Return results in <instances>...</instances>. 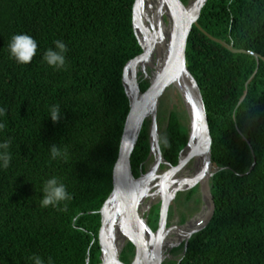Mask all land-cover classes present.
Returning a JSON list of instances; mask_svg holds the SVG:
<instances>
[{
  "label": "trees",
  "instance_id": "trees-1",
  "mask_svg": "<svg viewBox=\"0 0 264 264\" xmlns=\"http://www.w3.org/2000/svg\"><path fill=\"white\" fill-rule=\"evenodd\" d=\"M135 1L0 0V143L9 142L11 157L0 167V264H35L36 257L42 264H101V209L114 187L130 111L124 70L143 53L133 24ZM199 23L264 57V0H208ZM22 33L38 44L26 64L8 47ZM57 40L67 46L61 68L44 60ZM187 64L208 112L216 209L186 253L163 264H264V59L234 53L194 25ZM148 87L141 80V89ZM53 106L60 110L57 121ZM150 123L132 155L136 177L151 152ZM188 140L189 127L171 110L160 131L165 161L176 166ZM52 178L70 198L45 207L44 187ZM198 191L195 186L188 195ZM157 208L154 230L161 204ZM126 246L130 251L125 247L120 259L130 264L135 245Z\"/></svg>",
  "mask_w": 264,
  "mask_h": 264
},
{
  "label": "water",
  "instance_id": "water-1",
  "mask_svg": "<svg viewBox=\"0 0 264 264\" xmlns=\"http://www.w3.org/2000/svg\"><path fill=\"white\" fill-rule=\"evenodd\" d=\"M147 1L149 0H136L134 4L133 24L136 35L143 47V53L130 60L124 70L123 82L130 99V111L121 139L114 187L101 209V264H126L121 261V254L118 256L112 255L109 248V238L120 214L123 215V226H126L127 223L128 227L125 233L126 239L135 245V256L130 264H163L165 260L172 259L169 253L165 256L162 255L160 242L164 231L171 227L168 225L169 208L171 200L176 197L179 191L198 185L205 202V208L208 207V215L204 223L189 232L181 240L185 243L183 254L186 253L193 234L207 227L215 214L216 205L212 194L211 180L215 173L218 172V168H214L212 160V135L209 117L201 87L187 64V44L193 26L196 25L211 39L221 43L234 53L253 55L257 57L258 62L261 58L264 59L261 54L255 51L236 48L232 43L213 36L200 25L199 16L208 0H189L187 4H184L182 0H161L162 7H166L167 10L165 21L172 26L169 59L156 76H152V73L149 74L144 65L140 70H137L136 65L152 56L158 42L165 43L163 37L158 39L150 36L142 22L139 10ZM150 68L152 69V67ZM129 70L132 72L130 79L128 77ZM143 75L149 79L150 83L145 91L141 89V78ZM170 88L178 90L190 120L189 140L181 151L179 163L176 166L165 161L163 157L160 145V130L158 128L160 100ZM246 94L241 102L246 97ZM148 119L151 120V152L147 161L153 155L156 156V160L149 171L143 172L140 177H136L132 169L131 159L145 122ZM198 136H200L199 141L196 140L195 142V137ZM194 158H200L203 162L202 169L198 172L197 177L190 180H182L173 189L169 190V184L167 183L168 181L170 182V178ZM162 162L168 164L169 169L158 174ZM142 179H145L147 184L155 182L154 187L157 188L155 195L161 196L160 220L157 230H153L150 227L147 221L148 217L144 218L140 209L141 202L148 196L145 189H140L139 181ZM175 181L174 179L172 180L173 183ZM144 232L153 236L154 241L150 251L143 235ZM168 252H170V249ZM107 254L109 255L108 261L105 259ZM150 256L153 258V262H150ZM89 261L90 259H88V264Z\"/></svg>",
  "mask_w": 264,
  "mask_h": 264
},
{
  "label": "bare ground",
  "instance_id": "bare-ground-1",
  "mask_svg": "<svg viewBox=\"0 0 264 264\" xmlns=\"http://www.w3.org/2000/svg\"><path fill=\"white\" fill-rule=\"evenodd\" d=\"M167 10L166 7L163 8L161 4V0H149L146 3H144L139 10L142 22L148 32L150 33V36H153L155 38L160 39L161 37L164 38L165 43H157L155 47V51L152 54V56L146 60H143L139 62V65H144L146 69L148 70L149 67H152V76H156L165 64L167 63L170 52H171V32H172V26L165 21V14ZM143 36V35H142ZM144 39V38H143ZM145 41V40H144ZM137 64V65H138ZM136 65V66H137ZM132 76V72L129 70L128 77L129 79ZM199 137H195L196 140L199 141ZM193 161V167H189V163ZM202 159L194 158L191 159L176 175L170 178V182L168 181L167 184H169V190L173 189L178 183L182 180H190L197 177L198 172L202 169ZM176 180L175 183L172 182V180ZM155 182L146 183L145 179H142L139 181L140 189L144 190L146 195H154L155 191H153ZM147 208V203L144 201L141 202L140 209L141 212H143ZM208 215V207H206L200 214L195 216L193 219H191L187 224L182 226H173L168 228L164 231L161 237L160 242V249L162 255H166L169 249H171L173 246L178 244L189 232L192 230L200 227L204 221L206 220V217ZM122 217L123 215L120 214L117 218L116 223L113 226V230L111 233V236L109 238V248L112 255H119L121 252V247L126 239V230L128 229L127 223L126 226H123L122 223ZM145 241L147 245L149 246V251L151 250V246L153 244V236H151L148 233H143ZM105 259L109 260V255H105ZM150 262H153V258L149 257Z\"/></svg>",
  "mask_w": 264,
  "mask_h": 264
},
{
  "label": "rangeland",
  "instance_id": "rangeland-1",
  "mask_svg": "<svg viewBox=\"0 0 264 264\" xmlns=\"http://www.w3.org/2000/svg\"><path fill=\"white\" fill-rule=\"evenodd\" d=\"M167 20V18H166ZM148 72L149 74L152 73V69L149 67L148 68ZM142 73V72H140ZM141 80L143 81H149V79L147 77H145L143 75V77L141 78ZM171 110H175L177 112L180 113V115H182V122L187 125V127H189L190 125V120L188 117V113L185 107V104L183 102V99L181 97V95L179 94L177 89L174 88H170L168 91H166V93L162 96L161 100H160V104H159V108H158V128L161 131L163 128H165V126L167 125V120H168V116ZM162 111V113H161ZM161 113V115H160ZM150 120V119H148ZM151 127V123L149 125V130ZM156 160V156L153 155L149 161L146 162L145 164V171L147 172L149 171L153 164L155 163ZM193 161H191L189 163V167H193ZM169 169L168 164H166L165 162H162L160 165V169L158 171V174H161L162 172H166ZM198 186V185H197ZM194 188V187H192ZM192 188H187L184 189L182 191H179L176 195V197L174 199L171 200V204H170V208H169V216H168V225L169 227H173V226H182L186 223H188L191 219H193L195 216H197L198 214H200L203 209L205 208V202L203 200L202 194L200 192V190L193 194L192 196L188 195V191L191 190ZM156 187L153 188V191H156ZM179 193H182V196L178 199V195ZM178 199V200H177ZM145 202L147 203V208L142 212L143 217L146 218L148 217V223L150 220V227L154 230V226H155V219L157 216V213L159 211V209L157 208V210H152L153 207H156L158 204H161V196L159 195H148L145 199ZM161 211V209H160ZM171 211V212H170ZM172 213V214H171ZM159 224V222H158ZM124 246L121 249L120 254H122L123 250L127 249V253L130 251V248H127V244H128V240L126 239V241L124 242ZM183 241L178 242V244H176L175 246H173L170 249L169 255L171 256V258H179L183 255L184 252V247L182 248L183 245ZM174 251V252H173ZM128 255V254H127ZM134 259V258H133ZM124 263L129 264L128 260L127 262L123 260ZM133 261V260H132Z\"/></svg>",
  "mask_w": 264,
  "mask_h": 264
},
{
  "label": "clouds",
  "instance_id": "clouds-1",
  "mask_svg": "<svg viewBox=\"0 0 264 264\" xmlns=\"http://www.w3.org/2000/svg\"><path fill=\"white\" fill-rule=\"evenodd\" d=\"M56 49L49 48L44 54V60L50 66H55L56 68H61L65 65L66 57L64 53L67 51V46L62 41H55ZM12 57L16 59L17 62L21 64H26L31 62L35 56L38 48L36 39L26 33L15 34L11 37V42L8 45ZM3 112V109H0V113ZM60 118V110L58 106H53L51 109V119L57 121ZM4 125L0 124V128H3ZM166 143V141H165ZM9 147V142L5 141L0 143V149H3V152H0V167H7L10 162V154L7 149ZM60 155V152L55 146L52 147V156L56 158ZM70 195L66 190V187L63 183H59L56 178H52L47 181L44 187V195L41 201L42 206H48L50 204H56L60 201L69 199ZM35 264H42L39 257L35 258Z\"/></svg>",
  "mask_w": 264,
  "mask_h": 264
},
{
  "label": "flooded vegetation",
  "instance_id": "flooded-vegetation-1",
  "mask_svg": "<svg viewBox=\"0 0 264 264\" xmlns=\"http://www.w3.org/2000/svg\"><path fill=\"white\" fill-rule=\"evenodd\" d=\"M149 82V81H148ZM150 84V83H149Z\"/></svg>",
  "mask_w": 264,
  "mask_h": 264
}]
</instances>
